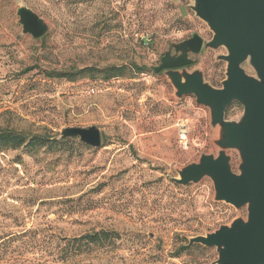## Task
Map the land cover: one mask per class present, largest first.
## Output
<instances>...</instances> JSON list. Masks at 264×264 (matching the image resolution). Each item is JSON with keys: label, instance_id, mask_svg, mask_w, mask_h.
I'll use <instances>...</instances> for the list:
<instances>
[{"label": "rangeland", "instance_id": "rangeland-1", "mask_svg": "<svg viewBox=\"0 0 264 264\" xmlns=\"http://www.w3.org/2000/svg\"><path fill=\"white\" fill-rule=\"evenodd\" d=\"M19 2L48 22L44 36L21 33ZM192 3L0 0V130L25 136L21 145L0 138V264H214L216 248L189 238L246 218L247 208L216 201L209 177L186 186L172 180L203 153H218L217 131L208 107L194 95L177 97L153 69L173 43L195 32L212 38ZM224 53L190 54L188 70L221 87ZM112 66L124 69L106 79ZM90 67L97 71L77 72ZM54 71L77 73L70 80ZM242 112L233 102L226 118ZM92 125L102 133L98 147L58 138L66 126ZM38 134L50 141L33 145ZM229 154L238 171V151ZM100 232L106 236L94 242L80 238Z\"/></svg>", "mask_w": 264, "mask_h": 264}, {"label": "water", "instance_id": "water-1", "mask_svg": "<svg viewBox=\"0 0 264 264\" xmlns=\"http://www.w3.org/2000/svg\"><path fill=\"white\" fill-rule=\"evenodd\" d=\"M179 1V0H175ZM188 7L213 32L205 41L198 32L181 42L173 43L160 59L155 72L164 70L182 98L194 95L197 104L210 110V122L216 129L214 143L217 154L203 153L198 161L177 169L172 177L180 185L199 183L209 177L213 181L216 201L247 208V217H237L230 224L189 238L190 244L215 247L214 264H264V0H192ZM181 15L188 8L180 6ZM16 15L23 35L41 38L49 31L48 22L26 3L19 2ZM225 48L217 59L226 61V78L221 87L205 79L200 69L188 70L196 62L190 54L203 49ZM245 63L253 68L247 72ZM243 106L237 119H227L226 110L233 103ZM79 137L82 142L98 147L102 133L98 126H66L60 140ZM240 156L238 171L232 166L229 150Z\"/></svg>", "mask_w": 264, "mask_h": 264}, {"label": "trees", "instance_id": "trees-1", "mask_svg": "<svg viewBox=\"0 0 264 264\" xmlns=\"http://www.w3.org/2000/svg\"><path fill=\"white\" fill-rule=\"evenodd\" d=\"M150 38L152 40V36ZM123 69H124L123 67H117V66L108 67L104 70L105 78L110 79L114 76H120ZM86 71L94 72V71H97V68L90 67V68H86V69L77 70V72H82V73L86 72ZM77 72L76 71H74V72L54 71V74L56 77H66V78L72 80V79H74V76L76 75ZM71 73H72V75H71ZM0 138L4 143L13 144V145H21L25 140L24 135L19 134L14 130H9V129H1L0 130ZM49 141H50V137H48L46 135H41V134L34 135L31 138V143L33 145H42V144H45L46 142H49ZM102 235H103V237L106 236L105 234H102L100 232V233H95V234H87V235H84L80 238H86L88 242H94V241H97L99 239H102L103 238Z\"/></svg>", "mask_w": 264, "mask_h": 264}, {"label": "built area", "instance_id": "built-area-1", "mask_svg": "<svg viewBox=\"0 0 264 264\" xmlns=\"http://www.w3.org/2000/svg\"><path fill=\"white\" fill-rule=\"evenodd\" d=\"M151 38H147V40H150ZM179 144L182 148L187 149L190 145V139L189 135L186 129H182L179 133Z\"/></svg>", "mask_w": 264, "mask_h": 264}, {"label": "flooded vegetation", "instance_id": "flooded-vegetation-1", "mask_svg": "<svg viewBox=\"0 0 264 264\" xmlns=\"http://www.w3.org/2000/svg\"><path fill=\"white\" fill-rule=\"evenodd\" d=\"M167 51H170L172 54H178V53L175 52V50H174L173 48L171 49V46L169 47V49H168ZM167 51H166V52H167ZM164 54H165V53H164ZM164 54H163V55H164ZM163 55H162V56H163ZM162 56H161V57H162ZM189 56H190V55H189ZM190 57H191V56H190ZM189 66H191V65H189ZM189 66H188V67H189ZM161 72H164V70H162Z\"/></svg>", "mask_w": 264, "mask_h": 264}]
</instances>
